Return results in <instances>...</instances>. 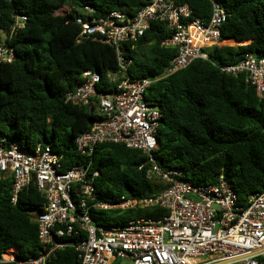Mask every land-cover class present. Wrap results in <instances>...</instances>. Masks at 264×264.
<instances>
[{
  "label": "trees",
  "instance_id": "1",
  "mask_svg": "<svg viewBox=\"0 0 264 264\" xmlns=\"http://www.w3.org/2000/svg\"><path fill=\"white\" fill-rule=\"evenodd\" d=\"M148 1L0 0V31L16 53L11 63L0 66V138L6 144L20 142L28 150L38 143L50 145L62 156L64 169L84 162L87 158L78 153L75 139L90 131L101 116L94 108L67 101L66 92L81 82L86 69L100 72L102 88L109 89L113 86L109 73H118L120 68L112 46L100 40H78L81 26L76 15L88 5L98 17L112 10L134 16ZM178 1L209 21V0ZM219 1L228 13L221 28L222 41L248 43L204 49L208 59H196L159 79L145 100L162 113L159 146L153 154L156 163L182 170L180 178L195 184H214L223 174L246 202L264 190V99L246 82L245 74H227L221 67L238 63L247 53L264 56V0ZM16 15H24L26 21L13 32ZM168 35L166 23L157 21L137 42L126 45L133 58L129 76L156 77L166 71L177 53L174 47L162 46ZM91 159L100 171L96 188L103 199L150 197L167 187L139 169L146 161L141 150L103 143L96 146ZM11 190L12 178L3 179L0 253L14 249L19 259L36 256L42 246L33 213L44 210L45 199L35 183L16 202L11 201ZM93 213L96 224L121 226L131 219L161 218L167 210L151 205ZM50 264H79L77 252L72 248L58 251Z\"/></svg>",
  "mask_w": 264,
  "mask_h": 264
},
{
  "label": "built area",
  "instance_id": "2",
  "mask_svg": "<svg viewBox=\"0 0 264 264\" xmlns=\"http://www.w3.org/2000/svg\"><path fill=\"white\" fill-rule=\"evenodd\" d=\"M209 1L208 22L178 0H149L134 16L112 10L98 17L88 5L76 15L81 26L78 40L112 46L120 71L109 73L113 86L105 90L101 73L86 69L81 82L66 92L67 101L94 108L101 116L90 131L75 139L78 153L87 158L84 162L64 169L62 156L50 145L38 143L28 150L20 142L6 144L0 138V182L12 178L11 201L16 202L32 183L45 199L44 210L33 213L42 246L39 254L19 259L16 250L6 249L0 253V264H50L58 251L70 248L77 252L79 264H264V190L242 202L223 174L214 184H195L180 178L182 170L159 166L153 155L159 146L162 113L145 100L149 88L196 59H208L204 49L225 41L221 28L228 13L219 0ZM25 21L24 15H16L12 31L23 28ZM157 21L166 23L169 31L162 46L176 48V56L160 76L131 77L127 71L133 58L126 45L137 42ZM5 39L0 31V66L16 58ZM221 70L245 74L246 82L264 99V56L247 53ZM103 143L141 150L146 161L139 169L167 187L150 197L103 199L96 188L100 171L91 159ZM151 205L167 214L131 219L121 226L96 224L93 218L94 211Z\"/></svg>",
  "mask_w": 264,
  "mask_h": 264
},
{
  "label": "rangeland",
  "instance_id": "3",
  "mask_svg": "<svg viewBox=\"0 0 264 264\" xmlns=\"http://www.w3.org/2000/svg\"><path fill=\"white\" fill-rule=\"evenodd\" d=\"M241 44H237V41L229 43V45H244L247 44L248 42H240ZM227 44V43H226Z\"/></svg>",
  "mask_w": 264,
  "mask_h": 264
},
{
  "label": "crops",
  "instance_id": "4",
  "mask_svg": "<svg viewBox=\"0 0 264 264\" xmlns=\"http://www.w3.org/2000/svg\"><path fill=\"white\" fill-rule=\"evenodd\" d=\"M235 42L234 40H225L223 45H229V43ZM227 43V44H226ZM237 44H241L240 42H237Z\"/></svg>",
  "mask_w": 264,
  "mask_h": 264
}]
</instances>
